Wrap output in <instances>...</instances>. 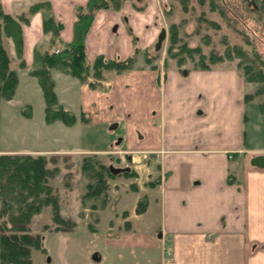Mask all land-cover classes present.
<instances>
[{
    "label": "crops",
    "instance_id": "1",
    "mask_svg": "<svg viewBox=\"0 0 264 264\" xmlns=\"http://www.w3.org/2000/svg\"><path fill=\"white\" fill-rule=\"evenodd\" d=\"M27 1L22 9H15V3L10 4L14 12L4 11L20 14L39 0ZM50 2L55 19L63 24L62 41L68 43L74 34L76 8L87 0ZM134 2L140 10L125 3L120 12L98 11L85 40L91 59L131 55L127 28L140 37L143 33L149 43L155 40L160 30L150 22L157 5L153 0ZM29 19L22 27L27 67L32 66L35 46L48 38L41 12ZM183 71L161 72L158 84L157 70L139 68L115 75L108 91L90 89L57 69L52 77L58 102L78 116L87 112L91 124L133 116L138 141L134 149L127 147L133 141V132L127 129L120 140L125 153L154 157L161 178L150 190L152 198L143 215L149 212L156 242L146 237L144 244L141 239L133 244L146 251V264H264V168L250 164L252 157L264 154V145L247 139V108L255 105V97L245 96L254 92V82L246 81L236 65ZM36 86L41 91L38 82ZM113 104L117 114L108 112ZM256 117L251 124L264 125V113L258 111Z\"/></svg>",
    "mask_w": 264,
    "mask_h": 264
},
{
    "label": "rangeland",
    "instance_id": "2",
    "mask_svg": "<svg viewBox=\"0 0 264 264\" xmlns=\"http://www.w3.org/2000/svg\"><path fill=\"white\" fill-rule=\"evenodd\" d=\"M1 1L0 8L3 11L10 8L9 10L13 12L14 9L10 4L17 3L18 6L15 9H22L25 3H29L27 0L14 3L11 0H3L4 3ZM134 1L124 0L119 10L113 11L120 12L125 3H132L135 9L137 6ZM144 1L146 4L149 2V0ZM153 1L157 5L158 11L152 13L155 18L150 23L156 25L158 31L164 29L166 36L160 48L156 50L155 45L158 36L153 42L150 41L149 43L150 38L146 39L143 33L140 37L127 28L133 44V52L129 56L136 53L135 68L130 71L139 68H150L144 62V58L145 56H153L156 52L158 58L153 59L152 64L156 67L153 70H157L159 74L160 79L156 80L158 84L161 80V72L164 73L170 68H178L180 71L198 70L195 67V61L198 59L197 55H194L193 58L186 57L185 62L180 66L177 65L176 59L171 58L168 47L170 44L169 28L172 24L179 26V37L183 41L189 45H199L201 51L206 55L210 54L211 51L224 53L227 43H238L247 50H251L250 45H244L243 36L235 31L233 26H230L217 10H210L208 2H205L202 6L199 0H189V7L185 11L180 0ZM229 1L232 3L231 12H234L237 17L242 13L245 17L241 20V22H245V26L240 22H237V24L231 23L238 29L247 31L254 42L256 50L264 58V16L262 11L253 0H247V4H245L246 1L243 2L242 0ZM17 15L19 14L12 16ZM205 20L212 21L220 27H209ZM2 24L0 18V40L12 58L10 66L15 68L16 71L20 70L21 82L20 85L18 82L20 87L18 89L17 85L15 94L10 100L0 99V152L21 150L32 155L43 154L48 158L53 157L55 163L49 161L48 167L50 169L58 168L59 172L53 179L49 180V183L59 198V215L73 224V226L69 225V228L55 224L49 208L44 209L39 215L35 216L29 226L30 233L41 236L45 253L33 250V264H146L144 259L147 255L146 251L143 248H136L133 244H136L140 239L144 244L148 240L144 239L146 237H150L156 242L152 219L149 212L145 215H138L135 210L137 203L144 200V198L147 199L149 204L152 198L150 190L154 189L161 176L158 173L154 157L149 154H133L124 151L125 147L122 146L120 140L123 142L125 139L127 129H131L133 132V141L130 138L132 143L128 144L127 147L134 149L135 141H138V127L133 120V116L127 120L122 117H115L106 124H91L88 113L82 111L79 116L72 112L77 117V121L79 120V124L66 126L61 121L46 123L44 120L43 95L37 89V79L30 74L34 60L30 67L20 68L18 66L20 60L16 56L14 43L11 38L6 37ZM60 33L59 37L62 40ZM44 35H47L48 38H42L43 40L38 42L33 51L49 47L52 34L44 33ZM203 35L209 37L208 41H202ZM103 56L108 58L105 55ZM114 58L126 59L118 56L108 59ZM93 59L87 53V60L93 61ZM238 61L239 58L236 56L231 60L225 58V60L211 68L220 65H236L240 72ZM121 74L107 72L105 78L98 82L100 85L95 89L108 91L111 79L115 75ZM84 84L89 87L86 83ZM254 85L255 91L258 83L254 82ZM262 102H264V94L255 96V105L253 107L249 105L247 108V115L250 118L247 126V139L248 142L251 141V143L258 145H264V125H254L251 122L258 119L256 114L258 111L261 112L259 104ZM116 107L117 104H113L108 112L117 114ZM81 114L87 115L89 120L87 122L83 121ZM90 157H96L103 161L110 171L111 168L122 170L120 173L114 174V178L107 180L109 186L108 200L103 208L99 203H95L90 199L83 203V196L87 192V184L91 181L85 177L81 167L83 161ZM126 169L136 172V176L125 177L123 172H127ZM93 204L96 205L92 208ZM127 222L129 223L128 227L126 226ZM133 228L135 232H131ZM95 256L98 257V260L95 259Z\"/></svg>",
    "mask_w": 264,
    "mask_h": 264
},
{
    "label": "trees",
    "instance_id": "3",
    "mask_svg": "<svg viewBox=\"0 0 264 264\" xmlns=\"http://www.w3.org/2000/svg\"><path fill=\"white\" fill-rule=\"evenodd\" d=\"M242 1L245 2V0ZM253 1L264 16V0ZM123 2L124 0H87L83 6L77 8L73 39L69 43L63 42L59 37L63 25L55 19L49 0H39L30 5L27 11L17 16L7 14L0 8L2 27L6 37L11 38L14 43L16 56L20 60L18 63L20 68L27 67L23 58L22 25L29 24V16L41 12L43 33L52 34L47 49L34 51V64L30 70V74L37 79L42 91L46 123L61 121L66 126H72L77 121V117L58 102L54 90V80L51 76L52 69L68 73L95 89L100 85L98 82L105 78L107 72L121 74L135 68L136 53L125 60L108 59L103 55L96 56L93 61L87 60L85 40L95 15L102 9L119 10ZM180 2L182 8L187 11L189 0H180ZM199 2L202 3V6L208 2L211 11L217 10L224 20L243 36L244 45H250L251 50H247L238 43H227L224 53L211 51L206 55L201 51L199 45H189L183 41L179 37V26L172 24L169 28L170 44L168 47L171 58L176 59L177 65L180 66L185 62L186 57L193 58L194 55H197L195 67L200 70H209L225 58L231 60L236 56L239 58L238 66L244 79L258 83L257 89L252 94L246 95L245 98L251 99L264 94V58L256 50L247 31L240 30L234 25L240 22L245 26V22H241L245 18L244 15L241 13L237 17L234 12H231L232 3L229 0H199ZM136 9L141 8L137 7ZM205 21L209 27H220L212 21ZM208 38L207 35H203L202 41H208ZM155 58H158L157 52L153 56H145L144 62L151 69H155V65L152 64ZM11 61L12 58L0 40V99L10 100L14 96L19 82L16 69L10 66ZM259 109L261 113H264V102L259 104ZM81 115L83 121L89 120L87 115ZM49 161L55 163L53 157L48 158L43 154L0 152V264H33V250L45 253L41 236L32 235L29 229L32 219L44 209H51L55 224L65 228L73 226L70 221L59 215V198L49 183V180L53 179L59 170L58 168L50 169ZM81 169L85 177L91 181L87 184L83 203L90 199L99 203L101 208L105 207L109 189L107 180L114 178L115 175L103 161L96 157L85 159ZM123 175L127 178L135 177L136 172L130 170L123 172ZM95 205L93 204L92 208ZM147 207L148 202L144 198L137 203L135 213L144 214ZM126 226H129L128 222Z\"/></svg>",
    "mask_w": 264,
    "mask_h": 264
},
{
    "label": "water",
    "instance_id": "4",
    "mask_svg": "<svg viewBox=\"0 0 264 264\" xmlns=\"http://www.w3.org/2000/svg\"><path fill=\"white\" fill-rule=\"evenodd\" d=\"M165 36H166V32H165L164 29H162L159 32L158 37H157V42H156V45H155V49L156 50H158L160 48L162 41L165 39ZM183 73H185V71H183ZM250 164L253 167H257V168L263 169L264 168V154L255 155L254 157H252V159L250 160ZM121 171L122 170L111 168V172L113 174H118ZM125 171L128 172L129 170L126 169Z\"/></svg>",
    "mask_w": 264,
    "mask_h": 264
}]
</instances>
